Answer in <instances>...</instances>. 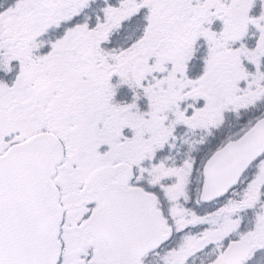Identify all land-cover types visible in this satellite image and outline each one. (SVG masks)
Wrapping results in <instances>:
<instances>
[{
  "label": "snow or ice",
  "instance_id": "obj_1",
  "mask_svg": "<svg viewBox=\"0 0 264 264\" xmlns=\"http://www.w3.org/2000/svg\"><path fill=\"white\" fill-rule=\"evenodd\" d=\"M0 264H264V0H0Z\"/></svg>",
  "mask_w": 264,
  "mask_h": 264
}]
</instances>
